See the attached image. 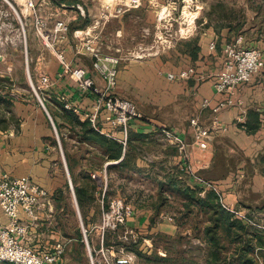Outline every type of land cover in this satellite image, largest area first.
Returning a JSON list of instances; mask_svg holds the SVG:
<instances>
[{
  "label": "rangeland",
  "instance_id": "obj_1",
  "mask_svg": "<svg viewBox=\"0 0 264 264\" xmlns=\"http://www.w3.org/2000/svg\"><path fill=\"white\" fill-rule=\"evenodd\" d=\"M80 1L65 0L73 5L58 6L56 1L50 0V4L38 13L48 15L57 7L58 14L69 20H109L110 29H122L123 52L134 54L143 47V52L151 53L148 58L159 52L161 58L173 59L176 52L185 51L187 40L202 43L208 29L216 34V30L224 26L238 27L240 32H245L246 41H255L253 44L264 57V0H84L89 6L85 13L77 6ZM34 18L25 0H0V130L16 132L23 120H34L40 131L44 127L49 133L41 139L53 147L55 160L60 164L58 171L66 178L58 191L75 199V186H78L75 182L77 179L80 182L85 192L83 215L81 220L77 219L70 207L63 236L76 233V222L82 221L85 226L87 222L100 224L106 206L116 193L115 198L130 204L132 211L135 208L150 209V223L168 220L177 225L173 234L158 230L151 233L134 231L133 236L121 238L102 249L92 247L90 237H96L89 233L76 247V242L71 246L68 244V248L63 244L61 257L54 264H92V261L93 264H113L120 254L130 256L136 264H241L247 258L252 260L250 264H264V228L244 223L231 215L251 230L246 233L238 230L241 237L236 239L233 238L236 228L232 227V233L223 227L215 230L213 211L207 204L195 200L198 196L203 197L206 191L195 193L196 197L188 194L183 189V182L177 178V170H165L164 164L172 166L165 162L166 155L173 148L175 155L177 151L158 128L155 127V134L148 138H145L147 134H134L133 138L128 134L124 148L126 158L122 164L121 158L108 159L98 143L82 138L79 126L66 123L61 105L54 97L51 98L52 106L44 101L46 112L32 87L38 78L35 65L49 52L35 33ZM74 27L77 23L70 21L68 30ZM169 50V55H163L162 52ZM37 92L43 97L45 90ZM3 124L5 128L1 127ZM103 164L106 167L103 168ZM109 165L112 166L109 168ZM103 176L106 184L101 196L103 189H96V183L90 180ZM164 176L165 181L162 180ZM206 228L212 230L206 232ZM59 240L65 241L64 238ZM54 242L29 246L37 251H51ZM0 264L15 263L0 261Z\"/></svg>",
  "mask_w": 264,
  "mask_h": 264
},
{
  "label": "crops",
  "instance_id": "obj_2",
  "mask_svg": "<svg viewBox=\"0 0 264 264\" xmlns=\"http://www.w3.org/2000/svg\"><path fill=\"white\" fill-rule=\"evenodd\" d=\"M60 3L64 6L73 5V2L69 3L65 0ZM77 6L84 13L85 8H89L84 0L78 2ZM45 7L47 6L43 8ZM70 21L77 23V27L68 30L60 46L64 48L67 59L73 65L80 64L87 67L88 74L93 77L96 84L103 85L104 80L92 68V57L88 53L83 50L75 52V46L79 41L76 34L81 32L97 34L95 45L103 52L119 56L117 80L113 92L132 100L144 116L143 120L131 124L128 130L131 138L134 134H147L145 138H148V135L155 134V125H166L179 129L186 139L191 141L193 136L189 119L192 115L198 114L200 122L205 125L212 119L211 107L219 99L231 95L241 100V104L229 105L216 113L218 119L228 125V129L210 137L206 149L193 146L191 162L200 175L218 182L220 187L226 191V196L230 201L247 209L258 220L264 222V67L248 82L231 88V92L217 93L213 87V80L221 62L223 42L237 35H242L244 45L255 46L253 44L255 41H246L245 32H240L238 27L230 29L224 26L217 29L216 34L210 29L205 32L207 36L202 43H197L199 49L196 58H192L186 52H176L173 59H167L166 56L161 58L159 52H154L153 57L148 58L151 53L143 52L145 49L143 47H140L139 52L134 54L131 51L123 52L120 43L123 37L122 29L119 27L110 29L109 20ZM211 40H215L213 49L208 48ZM164 52H162L163 55H169L170 50ZM189 65L196 67V74L183 80L166 78L167 72H176ZM40 68H43L53 78L52 84L44 88L43 100L49 106L53 105L52 97L56 102L63 104L59 96L65 94L66 100L78 106L80 110L89 108L94 96L82 91L68 73L56 77L57 73L62 70V65L51 52H48L47 57L41 63L35 65L37 74ZM205 98L208 99L207 105L202 104ZM248 108H256L261 121L259 128L251 132L246 131L242 125L245 122ZM239 117L241 120H238ZM33 121L23 120L19 131L16 132L13 129L0 130V169L15 176L29 174L34 182L46 190V195L40 198V202L43 203L38 204L34 214L27 215L20 212V219L26 225L22 240L27 245L38 247L55 241L50 246L52 248L57 242L64 244L67 248L68 244L71 246L72 242H76L74 244L76 247L79 241L85 240L83 233L85 224L82 221L76 222V233L73 232V234L67 233L63 236L62 231L68 224L70 207L75 211L77 219L81 220L84 201L79 205L76 196L71 200L66 192L64 194L58 191L59 187L66 183V178H62L58 171L60 164L55 160V154L51 150L53 147L46 140L41 139V136H47L49 133L44 127L40 131L38 123ZM162 155L165 156V153L163 152ZM166 156L165 162L171 163L172 166L168 167L164 164L165 170L176 171L177 156L174 148ZM136 164L142 165V163ZM104 166L106 167L105 164L103 168ZM164 168L162 166V169ZM237 173L239 175L236 177ZM162 180L165 181V176ZM68 181L71 185V180L68 179ZM90 181L96 183V189H103L102 192L100 191L103 196L106 177ZM75 183L80 186L78 179ZM150 215V209L135 208L131 215L119 223V227L117 225L116 228H106L103 238H106L108 244L106 242L105 244L103 238L100 237L99 224L87 222L88 233H93L96 237H90L92 247L100 248L104 247V244L110 246L109 242L112 243L115 239L120 240L123 235L133 236L134 231L151 233L158 230L165 234H173L177 231V225L173 221L162 220L150 223L148 220ZM0 217L3 221L7 220L1 208ZM60 238H64L65 241H60Z\"/></svg>",
  "mask_w": 264,
  "mask_h": 264
},
{
  "label": "built area",
  "instance_id": "obj_3",
  "mask_svg": "<svg viewBox=\"0 0 264 264\" xmlns=\"http://www.w3.org/2000/svg\"><path fill=\"white\" fill-rule=\"evenodd\" d=\"M25 2L27 9L35 15L36 35L62 65V70L57 73L56 77L68 73L82 91L89 92L94 96L89 108L80 110L78 106L66 100L65 94H61L59 98L63 101V106L72 109L81 119H88L96 130L117 140L125 148L131 124L143 120L144 116L132 100L118 96L113 92L117 80L119 56L101 51L94 43L98 37L97 34L89 32L76 34L79 41L75 46V52L83 50L88 53L92 57V68L104 80L103 85L96 84L93 77L88 74L87 67L80 64L73 65L67 59L64 48L60 46V42L65 39L68 32L69 18L65 15H59L57 7L48 15L42 16L41 13H38V11L43 10L44 6L50 4V0H25ZM59 5L64 6L62 3ZM47 18L51 20H47ZM242 39V35H237L223 42L220 66L213 80V87L217 93L231 92V88L248 82L264 67L261 50L255 46L244 45ZM214 47L215 40H211L208 48L213 49ZM196 73V67L189 65L176 72H167L166 78L183 80ZM52 82L53 78L43 68H40L37 83L32 85L38 101L45 110L43 97L37 91L41 92ZM202 104L207 105L208 99L205 98ZM234 104H241V100L233 98L231 95L219 99L211 107L212 119L205 125L200 122L198 114L192 115L189 119L193 136L191 141H188L179 129L166 125H155V127L162 132L168 143L175 146L177 151V178L184 185L199 188L200 194L207 190L214 191L221 206L229 211L233 217L241 219L244 223L264 228V224L247 209L230 201L226 196V191L220 187L218 182L200 175L191 162L193 146L206 149L210 137L228 129V125L221 122L216 113ZM238 120H241V117ZM238 175L237 173L236 177ZM45 195L46 190L28 175L15 176L0 169V208L7 218L6 221H3L0 217V261H10L15 264H54L61 257L63 244L60 242L55 243L51 251H37L22 240L26 232V225L20 219V212L27 215L34 214L38 204L43 203L40 202V198ZM131 213L130 204H123L120 198H113L109 202L108 208L103 212L102 222L99 224L101 239L106 228H116L118 223L123 222ZM83 233L87 239V227H83ZM121 238L126 239L128 236L123 235ZM100 248L102 249L103 246ZM113 264L136 263L130 256L120 254L114 258Z\"/></svg>",
  "mask_w": 264,
  "mask_h": 264
},
{
  "label": "trees",
  "instance_id": "obj_4",
  "mask_svg": "<svg viewBox=\"0 0 264 264\" xmlns=\"http://www.w3.org/2000/svg\"><path fill=\"white\" fill-rule=\"evenodd\" d=\"M54 1H56L59 4L60 2H63L64 0H54ZM198 49H199V46L195 41L191 39L186 41L184 52H187L188 54H190L192 58H196ZM60 105H61L60 108H62L61 111H63L62 115L65 117L66 123H70L74 126H79L81 129L82 138H84L85 140L98 143L104 149L105 156L108 157V159L117 160L121 158L120 159V162H121L126 158L125 157L126 150L124 151L123 145L120 142L100 133L98 130H96L91 125L88 119L81 120L78 114L75 113L72 109L65 108L63 104H60ZM259 117H260L259 111L256 108H248L246 111L245 122L242 123L245 130L248 132H251V131H254L255 129H258L261 123ZM263 122H264V117H263ZM1 127L5 128L6 126L3 124ZM111 166L112 165H109V168ZM183 189L188 194H192V195L194 194L193 195L194 197H196L195 193L199 191V188H191L187 185H185ZM75 192H76V198L78 200V203L79 205H81L82 201L85 200L84 189L81 186H75ZM195 200L199 201L202 204H207L208 207L213 211L212 215L214 217L212 218V221H213V228L215 230H217L220 227L221 228L223 227L229 233H232L233 231L232 227L236 228V232H233V238L235 239L237 237H241V234L238 232V230H243L245 233L248 232V230L249 231L251 230L249 226L244 225L241 222L231 218L232 214L229 211H227L225 208L220 206V204L217 202L218 201L217 195L214 191L207 190L206 194L203 197L198 196L196 197ZM108 205L106 206V209L108 208ZM211 230L212 228H206V232H209ZM88 232L89 231L87 229V235L89 234ZM261 239L262 238L260 236L259 242H261ZM103 240H104V243L105 242L107 243L105 237L103 238ZM116 241L118 240L115 239V242ZM89 243H91L90 240H89ZM105 244L104 246H106ZM109 244L111 243L109 242ZM249 249L250 248L245 249L244 252L247 253ZM250 263H252V260L248 258L241 262V264H250Z\"/></svg>",
  "mask_w": 264,
  "mask_h": 264
}]
</instances>
